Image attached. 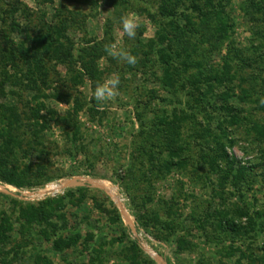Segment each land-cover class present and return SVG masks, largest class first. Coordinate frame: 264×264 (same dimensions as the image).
Returning a JSON list of instances; mask_svg holds the SVG:
<instances>
[{"label": "rangeland", "instance_id": "1", "mask_svg": "<svg viewBox=\"0 0 264 264\" xmlns=\"http://www.w3.org/2000/svg\"><path fill=\"white\" fill-rule=\"evenodd\" d=\"M19 1L22 8L26 7V10L40 18L45 10L48 17L53 16L54 9L61 5L83 13L86 18L80 20V24L70 35L76 44L94 41L105 43L108 40L106 33L111 29L114 43L135 56L137 62L129 65L111 55L103 57L98 61L99 80L93 82L86 79L85 84L78 87L67 80L64 66L51 63L47 76L50 82L47 93H60V97L70 96L72 100L68 103L59 102L55 98L42 101L58 110L62 116L69 111L73 112L76 104L74 100L83 103L82 110L76 117L62 120L61 127L53 122L52 129L47 130L43 137L52 174L60 177H54L45 185L33 188L18 189L0 183V193L24 203H38L47 198L65 196L68 191L79 187L86 188L84 199L76 194L65 200L62 213L66 214L71 228H80L84 232L92 230L99 236L94 248H102L103 261L95 264H130L124 257V252L130 248V240L138 244L142 257L148 264H234L235 257L233 260L225 258L220 254V248L199 240L202 234L195 228L194 218L225 207L236 211L245 208L250 212L264 209V17L258 10L264 0H224L225 3L228 1L225 12L234 26L229 39L206 57L209 66L218 70L226 67L230 59L235 60L234 51L243 59L232 62L230 74L235 75L236 79L227 80L216 93L233 92L235 97L230 100L229 105L238 108L241 118L234 126L227 124L230 134L237 140V144L229 152L240 165L248 168L244 182H238L241 192H238L236 186L225 184L220 179V172L211 171L210 166L200 159V147L195 145L202 140L194 135L186 123L183 126L184 135L191 147L188 156H193L189 159L188 167L185 170H174L163 180L147 185V192L150 193L148 197L152 200L147 209L152 219L155 216L159 218L157 228L154 227V220H151L148 228L137 223L134 213L142 195L133 201L139 192L134 189L132 180H120L129 170L133 158L138 155L135 149L140 143L141 125L136 118L137 111H143L148 122L155 121L156 116L166 114L172 120L174 114H179L180 111L190 114L189 101L192 103L199 94L185 83L182 84L178 98H173V95L168 94V88H164L159 81L163 76V69L157 62L156 55L151 53L150 56H145L149 53L148 41L157 38L158 30L145 8L154 7L153 10H156V0H52L54 5L46 3L47 5L40 6L36 4V0ZM117 1L126 3L116 6ZM4 3L5 0H0V8L6 7ZM191 4L192 0H186L181 10L190 9L188 14L198 24L200 19L197 13L192 12ZM249 5L251 9H247ZM126 13H134L139 23L134 39L128 38L121 31L120 18ZM1 26L6 28L2 23ZM204 48L211 50L208 43ZM178 63L181 64V61ZM9 72L14 75V70L10 69ZM192 73L195 71L192 70ZM110 76H118L120 79L118 95L110 102L100 105L92 95L93 90L98 82H103ZM243 88L251 91V94L244 95ZM7 90L9 93L14 91L20 94L21 98L10 95L2 102L19 105L22 109L33 100L34 94L37 95L35 91H27L21 81L11 88L9 86ZM227 112L218 114L224 124L231 121ZM35 157L32 161H36ZM112 203L119 210L127 228L129 239L124 243L112 242L115 232L120 234V231H115L118 226L114 225L112 228L107 214L95 208L97 204H103L106 210H110ZM174 208L177 214L172 216L170 209ZM140 211L143 212V209ZM175 219L183 224L185 231H190L189 241L198 244L196 253L177 254L173 246L156 240V236L165 232L162 227ZM185 231L181 234L187 235ZM13 235L20 242L19 231ZM258 238L259 245L263 246L264 231L260 232ZM34 252L29 246L23 252L20 251L18 256L12 252L7 260L9 264H33ZM42 252L51 264H92L90 256L81 246L58 253L48 245H43Z\"/></svg>", "mask_w": 264, "mask_h": 264}, {"label": "trees", "instance_id": "2", "mask_svg": "<svg viewBox=\"0 0 264 264\" xmlns=\"http://www.w3.org/2000/svg\"><path fill=\"white\" fill-rule=\"evenodd\" d=\"M185 1L156 0V10H153L154 7L145 8L158 27L157 38L148 41L149 53L146 52L145 56H150L151 53L156 55L157 62L163 69L160 83L168 88V94L173 95V98H178L182 84L185 83L199 94L192 103L189 101L190 114L180 111L179 114H174L172 120L166 114L156 116L155 121L148 122L144 112L137 111L136 118L141 125V139L135 149L138 155L133 158L129 170L120 180H132L134 189L139 192L133 201L142 195L134 217L145 228L150 226L151 220L156 222L155 228L160 224L159 218L155 216L152 219L147 209L152 203L148 197L150 193L147 192V185L163 180L174 170H185L189 159L193 158L192 155L188 156L191 147L184 135V124H189L194 135L202 140L195 145L200 147V159L210 166L211 171L220 172V179L225 184L238 188V182L243 183L248 175V168L240 165L229 152L237 144V140L230 134L227 124L234 126L241 121L238 108L229 105L235 95L229 91L216 94L227 80L236 79L235 75L230 74L232 62L243 59L234 51L235 60L230 59L226 67L218 70L210 67L206 58L217 51L231 34L234 25L225 12L228 1L192 0L190 8L198 14V24L188 14L190 9L181 10ZM46 3L54 5L52 0H36L39 6L47 5ZM123 3L126 1H117L115 5ZM4 4L6 7L0 8V23L6 25V28L0 27V183L18 189L33 188L45 185L54 177H60L52 174L47 147L43 144L45 132L52 129L53 122L60 126L62 120L76 117L83 107V103L74 100L76 104L73 112L69 111L62 116L58 110L42 101L55 98L59 102L68 103L72 100L70 96L60 97V93H47L50 83L47 77L51 68L49 65L52 63L64 66L67 80L75 87L84 85L86 79L97 82L100 78L98 61L109 56L105 46L114 43L115 39L110 29L106 33L108 40L105 43L94 41L76 44L70 36L71 32L86 17L64 5L55 8L51 17H48L46 10L43 11L40 18L26 10V7L22 8L19 0H5ZM247 9H251L250 5ZM258 10L264 17V1ZM206 43L211 50L204 48ZM10 69L14 70V75L10 74ZM18 81L24 83L27 91L37 93L23 109L19 105L2 102L10 95L21 98L20 94L14 91L9 93L7 90ZM243 92L246 96L251 94L246 88H243ZM253 94L255 95V90ZM155 111L159 112L157 109ZM226 111L231 121L225 125L218 114ZM149 124L152 126L150 129ZM34 156L36 161H32ZM239 188L238 192H241ZM85 192L86 188L79 187L68 191L65 196L47 198L38 203H24L0 193V264H9L7 259L12 252L18 256L20 251L23 252L29 246L35 251L33 264H51L42 254L43 245H48L58 253L81 246L90 256V263L103 261L102 248H94L99 237L95 231L84 232L80 228H71L66 214L62 213L68 197L78 194L84 199ZM112 205L110 210H106L103 204H97L95 208L107 214L112 228L114 225L118 226L115 231H120V234L114 231L112 242L124 243L129 239L127 228L119 210L113 203ZM170 214H177L175 208L170 209ZM194 225L202 234L200 241L220 248V254L225 258L233 260L235 257L234 264H264V245L260 246L258 241V235L264 231V209L250 212L245 208L236 211L225 207L214 213L207 212L202 217H195ZM162 229L165 231L164 235L156 236V240L173 246L177 254L196 253L198 244L189 241L191 233L185 231L182 223L175 219ZM16 231L21 235L20 242L13 235ZM182 231L187 232V235H182ZM129 246L123 254L130 264L149 263L144 261L142 250L136 242L130 240Z\"/></svg>", "mask_w": 264, "mask_h": 264}, {"label": "clouds", "instance_id": "3", "mask_svg": "<svg viewBox=\"0 0 264 264\" xmlns=\"http://www.w3.org/2000/svg\"><path fill=\"white\" fill-rule=\"evenodd\" d=\"M121 31L128 38L134 39L136 36V29L139 26L138 20L134 13H126L120 18ZM105 51L120 60L125 61L129 65H135L136 57L131 55L129 52L118 48L116 43H111L105 46ZM120 84V79L118 76L109 77L103 82H98L93 90L94 99L103 105L106 102H110L113 98L118 95V87Z\"/></svg>", "mask_w": 264, "mask_h": 264}]
</instances>
